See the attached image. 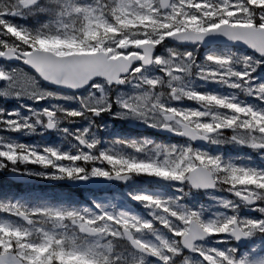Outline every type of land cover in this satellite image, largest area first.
Returning <instances> with one entry per match:
<instances>
[{
	"label": "rangeland",
	"instance_id": "obj_1",
	"mask_svg": "<svg viewBox=\"0 0 264 264\" xmlns=\"http://www.w3.org/2000/svg\"><path fill=\"white\" fill-rule=\"evenodd\" d=\"M233 1L228 3V8L231 10L223 11L225 17L223 23L252 27L251 13L246 7V5H251L257 11L256 23L260 24V17L264 15L260 11L264 9V0ZM20 2L21 0H0V21L23 27L33 34L40 32L63 41L55 46L54 52L64 53L66 56L100 51L108 58L121 55L119 52L113 54V49L105 46L109 42L105 29L111 28L109 20L115 19L111 12L116 0H42L40 9L31 11L22 10ZM224 2L227 3L228 0ZM60 3L80 10H89L91 18L86 19L81 12L73 11L57 18L52 11ZM156 3L158 0H153V4ZM13 13L14 19L11 20L10 16ZM128 18L124 17V19ZM208 18L211 19L212 14H208ZM116 23L119 28H111L109 34L118 35L122 29L143 36L144 38L135 41L127 39L123 46L136 47L143 43H150L157 47L153 60L157 56L166 59L169 57V52L173 55L180 53L181 59L184 53L190 54L183 66L173 67L172 74L181 77L182 89L192 93L193 98H183L168 105L173 109H180L182 113L187 112L189 126L196 122H208L212 125L211 132H214L217 130L215 128L217 123H220L223 128L226 121L233 116L237 120H253L256 128L264 124V120L258 118L264 113V98H261V95L253 91L251 87L246 93L243 87L239 86L248 80L231 74L232 71L243 72L239 70V64L232 63L233 59L242 58V55L254 58V55L238 48H219L221 51L216 48L202 50L200 46L183 48L165 41L161 42L162 46L156 44L148 36L155 33L165 39L176 29L173 28L172 32L165 31L164 27L157 26L155 22L147 19L134 21L126 27H121L119 21ZM219 26L220 24L213 27ZM166 27H171V25ZM260 28H264V25ZM98 36H104V41L97 42ZM20 39L19 35L16 39L11 38L5 30L0 28V52L5 51L6 48L18 50L19 47H24L19 42ZM69 42H71V47L68 46ZM93 42L96 43L95 47L92 46ZM205 57H210V59H205ZM229 64H231V70H229ZM253 65H255V60ZM185 67L188 70L187 75H185ZM21 69L30 72L18 60L13 65H0V73H8L18 78V84L15 87H9L8 84L5 85L0 81V153H3L0 163L7 164L5 169H0V205L19 206L15 209L0 208V225L26 230L33 241L40 240L41 233L46 232L55 240H63L65 251L75 246L81 252L91 250L96 253L99 264H105V261L110 264H144L145 258L135 254L129 248L124 247L121 251L119 250L123 247L120 243L123 229L129 230L137 243L158 256L162 264L176 263V259H178L177 264H216V261L220 259V256L216 254L217 250L229 252L231 249H236L238 254L250 259L261 258L259 254L264 253V229L260 228L259 222L264 220V215L256 210L255 218L245 217L243 204L233 196L238 194L255 197L259 195L261 189H264V177L258 175L264 173V151H254L229 139L234 135L239 137L241 127H237L235 132L229 128H223L220 133H214L209 139V144L204 148L195 147L185 140H172L157 136L153 131L160 128L149 126L150 120L145 123L127 117H110L104 113H101L100 118L93 119L91 124L79 116L67 117L59 121L52 120L55 128L53 131H48L47 118L42 116L41 112L54 111L53 105L65 111L74 109L77 107L75 99L66 100L63 97L68 94L51 90L46 85L43 87L55 93L59 98L39 101L25 99L19 93L31 94L33 88L30 79L25 75L16 74ZM250 71L248 79L255 84L264 83V63L259 64L255 71ZM156 74L159 73L153 72L150 67L145 73L147 78ZM19 81L24 82L23 87L19 86ZM196 97H205V99L198 100ZM229 104L232 107H228ZM238 108H247L249 112L239 113L236 111ZM192 111L202 113V115L192 116ZM54 114L57 117L61 116V112ZM37 120L41 123H37ZM232 122L236 123V121ZM196 131L201 135L207 134L199 129ZM79 141H82L84 146H79ZM88 144L92 147L89 148ZM157 144L178 148L190 146L195 151L219 156L226 164L237 169L251 170L257 175L246 176L238 173L234 184L220 183L213 177L217 183L214 191L196 193L189 186L146 185L142 181L144 178L157 177L152 171L129 172L125 165H108L106 161L96 163L93 160L84 161L80 158L84 155L99 156V153L103 152L113 159L144 161L152 157L161 159L162 157L157 156L153 151ZM132 145L142 146V150L136 151L131 147ZM85 146L92 152H87ZM53 152L56 155H53ZM8 156L13 157L12 162L7 161ZM58 156L65 158L58 159ZM73 156L77 159L73 160ZM53 166L57 169L62 166L66 171H70L73 177L78 175L75 171L77 168L91 169L94 167L98 170H107L110 174L132 175L133 179L126 187L116 185L98 193L75 194L66 186L38 188L30 183L26 186H15L5 176V173L18 174L37 183L71 181L42 178L40 174L53 173ZM56 174H60L58 170ZM240 179L244 182H238ZM133 197L140 199H133ZM45 208L76 209L81 212L87 209L89 214H95L98 208H102L103 212L100 213L99 219L89 225L93 229L100 226L96 231L99 235L81 236L79 228H75L74 223L67 220L57 221L55 218L50 219L47 215L36 214L33 211ZM180 211L196 212L202 221L216 222V227L224 222L227 231L216 232L212 239L197 244V249L191 255H183L179 244L180 239L187 232L178 233L174 230L177 227L176 218L169 215V213ZM21 213H27L24 216L31 225L18 219ZM109 213L113 215H108ZM101 221L103 225H107V228L103 227ZM236 221L243 233L248 235L243 251L235 246L233 240L224 238ZM190 222L189 219L181 221L186 229ZM40 255L44 256L45 253L42 252ZM55 264H62V261L56 259ZM63 264H85V261L65 257Z\"/></svg>",
	"mask_w": 264,
	"mask_h": 264
},
{
	"label": "snow or ice",
	"instance_id": "obj_2",
	"mask_svg": "<svg viewBox=\"0 0 264 264\" xmlns=\"http://www.w3.org/2000/svg\"><path fill=\"white\" fill-rule=\"evenodd\" d=\"M228 3H231V0H228L227 3L221 0L218 4L212 3L211 0H158L156 4H153V0H116L111 14L115 18V22L119 21L121 23V27H126L134 21H143L147 19L155 22L157 26L164 27L165 31L172 32L174 28L176 31L167 38L175 36L179 38V41L199 43L206 37L215 34L222 36L229 42L244 43L252 47L253 51L256 53L255 58H247L249 61L255 60V65H252V71H255L259 64L264 63V32L258 31L261 25H264V22L257 24L256 20H254L252 22L253 28L250 31H242L223 25V20L225 19L223 11L231 10L228 8ZM40 7V0H21V8L24 11L36 10L40 9ZM70 11L81 12L86 19L91 18L89 10H80L69 7L63 3L58 4L52 12L59 18L63 15H67ZM260 11L264 13V9ZM208 14H212L211 19L208 18ZM126 16L129 18L124 19ZM260 21H264V15L260 17ZM218 24L222 26L213 27ZM167 25H171V27H166ZM0 28L5 30L13 39H16L19 35L21 37L19 42L24 45L22 52L19 49H11V56L9 58L18 59V57L22 56L23 60L20 62L26 64L41 76L53 74L83 79L87 75L93 74L98 70L115 73L123 71L125 67V65L120 62H109L108 58L105 56H97L86 61L60 59L59 57H63L65 54L54 52V48L56 45L63 43V41L50 35H43L40 32L33 34L30 30L18 27L7 21H0ZM107 30L111 31V28ZM49 45H51V47H49ZM68 46L71 47V42L68 43ZM4 47H6V45H4ZM150 52V47H145L143 49L146 63L148 62L147 58ZM48 53L53 54L49 55ZM205 59H210V57H205ZM250 74L251 71L248 73L238 72L235 76L248 80L253 91H257L258 88L264 89V83L255 84L251 79H248L250 78ZM0 81L4 84L7 82L9 87H15L18 84V78H14L8 73H0ZM19 86L23 87L24 82L19 81ZM261 98H264V93L261 94ZM217 103H220V101H217ZM258 118L264 120V113L260 114ZM48 127L51 128L52 125L49 124ZM237 127H241V132L255 131L258 135H251L247 142L244 141L242 136L237 137L235 135L230 137V140L245 145L254 151H264V143H261V137L264 136V124H261L259 128L254 127V125L251 128H246L242 126V121L237 120L236 123L233 124L232 120L229 119L223 125V128H229L233 132H235ZM215 128L218 131L223 130L220 123H217ZM198 129L203 133H210L212 131V125L208 122H202L199 123ZM163 130L167 131V129ZM174 134L183 135V133L175 131ZM185 137L188 138V136ZM196 139L204 140L206 136H198L196 132L191 134V140ZM88 147L91 148L92 145ZM131 147L136 151L142 150V146L132 145ZM175 147L176 146H171L172 149ZM153 151L157 153V156H159L161 152L166 154L169 151V146L157 144ZM183 152L184 154L182 157L175 161L168 159H149L147 161L127 160L124 158L113 159L103 152L99 153V156L102 157L108 165H125L129 172L139 173L142 171H152L155 172L158 178H170L180 183L185 182L186 177L187 183L197 188L211 186L215 174L228 173L235 180L238 178V173H243L246 176L257 175V173L251 170L237 169L232 165L226 164L219 156L201 153L193 150L191 147H186ZM53 155H56V153L53 152ZM173 155H175L174 152ZM2 157L3 153H0V158ZM88 157L89 155H84L80 158L84 161H88ZM57 158L64 159L65 157L58 156ZM72 159L75 160L77 157L73 156ZM7 161L12 162L13 157L8 156ZM177 164L179 167L177 170L173 171L172 168ZM53 168L54 171L52 174H40L41 177L53 180L78 179L82 181L95 177L119 179L120 176L119 173L113 175L107 170H98L93 167L91 169L77 168L75 171L78 175L73 177L70 171H66L62 166L58 169L56 166H53ZM12 170L15 171V169ZM57 170L60 173L59 175L56 174ZM258 175L264 177V173H259ZM238 182L243 183L244 180L240 179ZM133 199L140 198L133 197ZM18 207V205H0V208L6 209H15ZM33 211L36 212V214L47 215L50 219L55 218L57 221H70L82 232L91 234L89 225H92L93 221L99 219L103 209L98 208L95 214H89L87 209L82 212L76 209L60 208H45L43 210ZM21 215H27V213H21ZM108 215L113 214L109 213ZM196 216H198L196 212L189 211L184 213V219ZM86 221L88 222L87 224H85ZM259 223L260 228L264 229V220ZM176 225L177 227L174 229L176 231L184 227V224H182L179 219H176ZM42 252L45 253L44 256L40 255ZM217 252L222 253L228 259L229 264H264V255L261 254H259L261 257L259 259H250L245 255L238 254L236 249H231L229 252L217 250ZM255 253L256 252L253 250V254ZM65 257H71L73 259L78 258L81 261H85V264H99L96 253L91 250L81 252L75 246L65 251L63 240H55L46 232L41 233L40 240L33 241L29 238V233L26 230L12 228L8 225H0V264H55L56 259H60L63 264V259ZM105 264H110V262L105 261Z\"/></svg>",
	"mask_w": 264,
	"mask_h": 264
},
{
	"label": "clouds",
	"instance_id": "obj_3",
	"mask_svg": "<svg viewBox=\"0 0 264 264\" xmlns=\"http://www.w3.org/2000/svg\"><path fill=\"white\" fill-rule=\"evenodd\" d=\"M248 11L251 13L252 22L255 20L257 15L256 9L251 5H246ZM264 22V21H260ZM109 24L112 29H118L119 26L114 20H109ZM105 35H107L108 43L105 44L106 47L113 49V54L119 52L123 56L122 61H118L125 65L119 78L109 77L105 80L93 79L84 82L83 84L71 88H67V91L71 95H66L63 98L66 100H73L77 104V107L71 110H62L59 107L53 105L54 111L44 110L41 112V115L46 117L49 121L52 120H61L66 119L67 117H83L84 120H87L90 124L93 122V118H100L101 113H104L110 117H127L133 120H139L147 123L151 121V127H159L161 129H167L170 132L183 133L179 136H188V139L191 140V134H194L196 129L199 127V123H192L191 128L189 127V114L187 112H181L180 109H173L169 107L172 102L180 101L183 98L192 99L193 94L186 92L182 89L180 80L181 77H177L172 74L173 67H181L184 65V61L189 58L188 53L183 54L181 59V54L176 53L173 55L169 52V57L166 59H161L159 56L151 62H145V56L142 50L135 46H123L124 41L131 39L133 41L144 38L143 36L135 33H129L127 30H120L118 35L109 34V31L105 29ZM149 39L155 41L156 44H161L164 41V37L152 33L148 36ZM172 40L179 41L178 37H171ZM104 36H98L97 42H103ZM92 46L95 47L96 43L93 42ZM163 46V45H162ZM248 49L246 45H243ZM19 47V46H18ZM12 48H6L5 51L0 52V57L5 59L11 56ZM19 50L22 52L23 47H19ZM251 50V49H249ZM251 52L256 57V54L253 50ZM247 56L242 55V58H236L232 60V63L239 64L240 71L248 73L250 70H253V61H249ZM231 59V58H230ZM18 61H22L23 57L20 56ZM175 62V64H174ZM22 63V62H21ZM24 64V63H22ZM26 65V64H25ZM149 67L153 72H158L159 74L154 75L151 78H147L145 73L149 70ZM229 70H231V64L228 65ZM238 72L232 71V75H236ZM25 75L28 79L32 81L33 91L31 94L19 93V95L24 96L28 100H51L56 97V94L46 90L44 84H54L58 87H66L65 85L59 83L56 78H50L48 76H41L39 73L34 71L26 72L23 69L19 73ZM188 74V70L185 67V75ZM7 85V82H5ZM155 85V86H154ZM239 86V85H233ZM244 91L247 93L250 89L248 81H245L242 86ZM257 92L261 95L264 93V89H257ZM99 93V95H97ZM198 100H204L205 97H196ZM211 99V98H209ZM232 107L231 104L227 105ZM239 113L247 114L249 109L247 108H238L236 109ZM55 112H61V116H55ZM90 114V115H89ZM192 116H199L202 113L195 111L191 112ZM232 121H237L235 116L230 118ZM242 121V126L246 128H251L254 125V121L250 119L240 120ZM37 123H41L40 120H37ZM48 126V125H47ZM87 131V129H85ZM251 135H258L255 131H244L239 133V136H242L244 141L247 142ZM261 143H264V136L261 137ZM91 144H88L89 146ZM186 147H175L172 149L169 147V151L165 154L161 152L159 156L161 159H168L175 161L178 158L182 157L184 154L183 150ZM173 152L175 155H173ZM156 153V152H155ZM157 155V153H156ZM89 160H93L96 163H101L104 159L100 156H89ZM155 160V157H152ZM7 164H0V169H5ZM179 165H175L172 170L175 171ZM214 180H218L220 183L234 184L235 179L231 177L228 173L215 174ZM182 186H188L186 181L181 183ZM245 205L252 206L255 205V210L259 211L261 215H264V189H261L259 195L254 198H245ZM157 206H159L157 204ZM169 215L175 216L176 219L184 221V212H172ZM191 220V235L181 241L185 247L190 249H197V245L193 241L204 240L206 237L215 234L220 231H227L226 223L221 222L219 227H216V222L214 221H202L198 216L189 218ZM88 222L86 221L85 224ZM103 225V222H102ZM100 226L96 229L89 228V231H98ZM107 228V225H103ZM189 229L185 227L180 228L177 232H187ZM229 235H231L229 233ZM133 245L136 244V241H132ZM217 256H220V259L216 261V264H229L228 259L224 255L221 256V253L217 252ZM264 255V253H261ZM144 264H155L154 261H148L145 259Z\"/></svg>",
	"mask_w": 264,
	"mask_h": 264
},
{
	"label": "water",
	"instance_id": "obj_4",
	"mask_svg": "<svg viewBox=\"0 0 264 264\" xmlns=\"http://www.w3.org/2000/svg\"><path fill=\"white\" fill-rule=\"evenodd\" d=\"M20 6H21V2H20ZM227 26L230 27V28L239 29V30H242V31H250L253 28V27H249V26H229V25H227ZM258 31L264 32V28H259ZM165 41L166 42H169L170 44L177 45V46H183V47H193V46H196V45H201V47H203L204 49L209 48V47H212V46L237 47V48L246 50L249 53L253 54L251 52V50H253L252 47L246 45L248 47V49H247L246 47L243 46V45H245L244 43L229 42L226 39H224L222 36L215 35V34L206 37L202 42H199V43L184 42V41H175V40H172V38H167V37L165 38ZM136 47L140 48L142 50V52H143V49L145 47H150L151 48V52H150V54H149V56H148L147 59H148L149 62H151L153 60L156 46H154V45H152L150 43H143V44H140V45H138ZM249 49H251V50H249ZM48 54L49 55H52V53H48ZM97 56H105V57H107L103 52H100L99 51V52L89 53V54H74V55L65 56V57H59V58L60 59H64V60L86 61V60H90L92 58H95ZM122 60H123V56L122 55H120V56H118L116 58H108V61L109 62H118V61H122ZM0 63H6V64L11 65V64H15L16 63V59H14V58H7V59H5L4 57H0ZM25 67L28 70H30V71L32 70L27 65H25ZM35 73H37V72H35ZM121 73H122V71H118V72H115V73H108V72L103 71V70H98V71H96L93 74L87 75L83 79H76V78H72V77H65V76H62V75L49 74L48 77H50V78H56L59 81V83L65 85L66 87H58V86H56L54 84H46V85L48 87H50L51 89H55V90H58V91H61V92H64V93H70L69 91H67V88L79 86V85L83 84L84 82H86L88 80H93V79L105 80V79H108L109 77L119 78L120 75H121ZM51 128L48 127L49 130ZM158 132L160 134H163V135H166V136L180 138V139H185L187 141H190L196 147L202 148V147H204L207 144V142H208V136H210V135H212V134H214L216 132H219V131L216 130L214 132H210V133L205 134L204 136H206V139H204V140H201V139L189 140L185 136H179V135L174 134V132L166 131V130H163V129L158 130ZM197 135L199 136L198 133H197ZM9 177L12 179V181H14L17 184H27V183H32L33 182V181H30V180H27V179L23 178L21 175H18V174H9ZM129 179H130L129 176L124 175V176H119V179L93 178V179H87V180H82V181H80L78 179H73L71 181L63 180L61 182L45 183V185H58V184H62V185H66V186H68V187H70L72 189L99 190L101 188H104V187L108 186L109 184H112V183H121V184L125 185V184H127V182H128ZM145 181L156 182V183H160V182H164V183H177V181L168 180V179H160V178H149V179H145ZM188 185L194 191H211L214 188L215 181L213 180V183L211 184V186L204 187V188L193 187L189 183H188ZM241 199H244L245 200V197L244 198H241ZM20 219L26 221V219H25V217L23 215L20 216ZM190 225H191V222L189 223V226H188L189 231H187V234L184 235L181 238V241L187 239L191 235ZM80 233L82 235H86V236H95V235L98 234L96 231H91V234H89L87 232H82L81 230H80ZM123 233L129 239V243L136 250H139L141 252H144L145 254H149V252L146 249H144L142 246H140L139 244L136 243L135 245H133L132 241L134 239L131 237L129 231L123 230ZM230 234L231 235H229V233H228L225 236L228 237V238L234 239V241L236 242V244L240 248H243L245 246L246 241H247V235L244 234L238 228L237 224L234 225L233 230L230 232ZM210 237L211 236H208L206 238H210ZM200 241H202V240L193 241V243L195 244V243L200 242ZM181 244H182V246L187 251L191 250L190 248L185 247L183 243H181Z\"/></svg>",
	"mask_w": 264,
	"mask_h": 264
},
{
	"label": "flooded vegetation",
	"instance_id": "obj_5",
	"mask_svg": "<svg viewBox=\"0 0 264 264\" xmlns=\"http://www.w3.org/2000/svg\"><path fill=\"white\" fill-rule=\"evenodd\" d=\"M42 1V0H41ZM41 1H40V3H41ZM241 1V0H240ZM211 2L212 3H220L221 2V0H211ZM233 2H236V0H234ZM256 7H260V6H256ZM10 19L11 20H13L14 19V13L10 16ZM223 25H228V24H225V23H223ZM230 26H234V25H230ZM216 49H219V48H216ZM229 49H231V48H229ZM220 51H221V49H219ZM155 53H157V47H156V49H155ZM1 64H5V63H0V65ZM93 119H98V118H93ZM47 121H48V123L46 124V128H48V126L47 125H49V124H52V128L50 129V130H48V131H53L54 130V128H55V125L51 122V121H49L48 119H47ZM155 134H157V136H159V137H163V138H169V136H162L159 132H156V131H153ZM218 133V132H217ZM220 133V132H219ZM216 134V133H215ZM214 134H212V135H210L209 137H208V143H209V138H211L212 136H213ZM170 139H172V138H170ZM173 140V139H172ZM178 140H183V139H178ZM207 143V144H208ZM78 145L79 146H84V143L82 142V141H79L78 142ZM85 148H86V150H87V152H89V153H91L92 152V150L91 149H89L88 147H86L85 146ZM255 151H260V150H255ZM9 174V173H8ZM7 173H5V176L7 177V175H8ZM120 174V173H119ZM114 175V174H113ZM127 176H129L130 177V179L128 180V182H127V184H125V185H122V184H112V185H110L109 187H106L105 189H107V188H110V187H114V186H121V187H126V186H128V184L132 181V179H133V176L132 175H128V174H126ZM7 179H9L10 180V182H12L11 181V179L10 178H8L7 177ZM146 185H172V186H176V185H181V183H177V184H172V183H162V184H155V183H153V182H149V181H145L144 179L142 180ZM189 186V185H188ZM216 186H217V183L215 182V185H214V188L211 190V191H194V190H192L191 188V190L192 191H194V192H196V193H207V192H212V191H214L215 190V188H216ZM190 187V186H189ZM105 189H103V190H105ZM87 193V192H86ZM89 193V192H88ZM91 193H93V192H91ZM235 199H237V201L239 202V203H242L243 204V206H244V211H245V217H248V218H255V212H256V210H255V205H252V206H247V205H245V203H244V199H241V198H249V199H251V198H254L252 195H250L249 197L248 196H241V195H238V194H236V195H234L233 196ZM18 219H20V216L18 217ZM21 220V219H20ZM26 223L28 224V225H31V223L30 222H28V221H26ZM235 224H237V226H238V228H240L239 227V225H238V222L236 221V222H234V224H233V226H232V228L227 232V233H230L232 230H233V227H234V225ZM75 228H77L76 226H75ZM124 230V229H123ZM123 230H121V235H122V241L120 242L122 245H123V247H121V248H119V250L121 251L124 247H126V248H129L130 250H132L135 254H137V255H139V256H141V257H144L145 259H147V260H149V261H154L155 262V264H162L161 262H162V260L158 257V256H156V255H154L152 252H150L149 254H145L144 252H141V251H139V250H136L130 243H129V239L124 235V233H123ZM129 231V230H128ZM130 232V231H129ZM226 233V234H227ZM80 234V233H79ZM130 234H131V236L133 237V235H132V233L130 232ZM81 235V234H80ZM99 234H97V235H95V236H98ZM82 236V235H81ZM213 237V236H212ZM212 237H210V238H206L205 240H210V239H212ZM134 238V237H133ZM135 240V239H134ZM205 240H202V241H200V242H197V243H195L196 245L197 244H200V243H202L203 241H205ZM234 244H235V246L238 248V249H240L241 251H243L244 249H245V247L244 248H240L237 244H236V242H234ZM179 249L181 250V252H182V254L183 255H191L193 252H194V250L193 249H191V250H189V251H187L183 246H182V244H181V239H180V244H179ZM177 261H178V259H176ZM177 261H176V263H170V264H177Z\"/></svg>",
	"mask_w": 264,
	"mask_h": 264
}]
</instances>
